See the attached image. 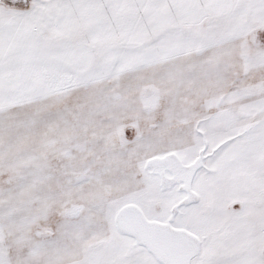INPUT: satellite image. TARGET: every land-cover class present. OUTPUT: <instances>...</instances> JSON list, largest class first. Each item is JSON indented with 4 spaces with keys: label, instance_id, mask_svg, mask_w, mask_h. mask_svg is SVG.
Wrapping results in <instances>:
<instances>
[{
    "label": "snow or ice",
    "instance_id": "snow-or-ice-1",
    "mask_svg": "<svg viewBox=\"0 0 264 264\" xmlns=\"http://www.w3.org/2000/svg\"><path fill=\"white\" fill-rule=\"evenodd\" d=\"M0 264H264V0H0Z\"/></svg>",
    "mask_w": 264,
    "mask_h": 264
}]
</instances>
